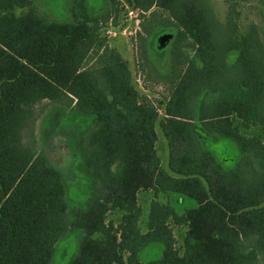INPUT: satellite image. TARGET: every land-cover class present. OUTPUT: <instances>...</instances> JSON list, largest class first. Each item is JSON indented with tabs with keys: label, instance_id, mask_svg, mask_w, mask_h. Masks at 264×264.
I'll return each mask as SVG.
<instances>
[{
	"label": "trees",
	"instance_id": "trees-1",
	"mask_svg": "<svg viewBox=\"0 0 264 264\" xmlns=\"http://www.w3.org/2000/svg\"><path fill=\"white\" fill-rule=\"evenodd\" d=\"M36 1L0 0V264H51L57 243L74 230L81 236L69 264H259L264 42L256 24L240 29V6L249 0H222L224 21L213 0H107L101 14L89 0H67V22L40 14ZM127 7L142 12V59L159 67L170 59L167 73L154 68L168 90L157 103L137 89L129 62L104 34ZM42 101L82 118L76 140H66L68 154L76 149V178L90 180V192L72 211L65 181L75 175L70 169L66 179L45 151L58 128L41 148L36 139ZM157 125L171 174L162 167ZM223 140L240 151L233 168L211 146ZM145 191L155 198L142 232ZM160 195L196 206L180 213ZM171 224L186 229L183 246ZM152 244L163 246L161 257L142 261Z\"/></svg>",
	"mask_w": 264,
	"mask_h": 264
},
{
	"label": "rangeland",
	"instance_id": "rangeland-1",
	"mask_svg": "<svg viewBox=\"0 0 264 264\" xmlns=\"http://www.w3.org/2000/svg\"><path fill=\"white\" fill-rule=\"evenodd\" d=\"M212 2L219 18L224 21L226 19L227 7L222 0H213ZM36 4L39 13L52 20L58 22H67L70 20L69 3L67 0H37ZM88 4L90 11L94 14L105 12L110 5L107 0H89ZM240 12L239 26L241 31L245 32L250 24H256L264 42V0H249L248 2L242 3ZM122 15L120 24L117 27L119 30L118 35L114 38H110L108 43L111 47L117 49L122 57L129 62L137 89L141 93L148 95L157 103L168 95V90L167 87L158 80L159 78L156 73H154V68L160 70L158 71L159 74L167 73L170 68V59L167 58L165 63L160 67L156 60L153 61L154 63H151L144 58L142 59L139 35L141 33L142 18L139 16V20L136 21L134 17H130L128 14ZM165 18H167V16H165ZM160 32L163 31L161 30ZM168 33L169 32H167V34ZM156 37H158L157 42L162 38L159 33L156 34L155 38ZM155 50V56L162 52L157 49ZM36 115L37 121L34 127L38 146L41 148L50 134L56 132L58 128L59 136H57V138L54 136L51 141L49 140V145L45 151L51 159V165L61 171L66 179L71 178L70 176H66L70 174V169L75 175L73 181L69 179L65 181L70 211L76 207L84 206L89 198L90 190L88 185L90 180L83 176H77L76 178V173L78 172L76 170V149H73V151L68 154V145L70 144L66 140V138L71 142L76 140V125H83L82 118H76V114L68 107L52 104L48 101H42L37 106ZM67 115H69L70 118L72 117V119L70 120L69 118V120L63 122V119ZM86 124L90 125V122ZM59 125H61V127H58ZM156 132L158 135V151L161 157L162 167L171 174L169 168L170 152L167 139L159 125L156 126ZM211 146H213L220 161H222L227 168H233L236 165L240 157V151L233 142L229 140L217 141L213 142ZM57 147L59 149L55 150ZM62 155V161L60 162V156ZM66 171L67 173H65ZM154 198V193L151 191L141 192L138 196L139 203L142 207V217L140 219V228L142 232L147 231V221L151 210V203ZM159 201L166 204L170 202L180 213L188 208L196 206L194 201L187 198L181 199L178 202L175 195H160ZM117 217L118 215L113 212L109 215V219H114V221L118 223L119 219ZM171 227L177 240V246H183V238L186 229L174 224H171ZM80 236L81 232L79 230H74L63 237L56 245L51 264H69L78 252ZM162 252L163 246L161 244H152L141 251L140 259L142 261L155 260L161 257ZM259 264H264V253L260 256Z\"/></svg>",
	"mask_w": 264,
	"mask_h": 264
},
{
	"label": "built area",
	"instance_id": "built-area-1",
	"mask_svg": "<svg viewBox=\"0 0 264 264\" xmlns=\"http://www.w3.org/2000/svg\"><path fill=\"white\" fill-rule=\"evenodd\" d=\"M127 10H128V16L134 17L136 21L139 20V16L142 13L140 10L132 9L129 7H127ZM118 31L119 30L113 24V18H111L107 24L105 31H104L105 36L109 39L114 38L118 35ZM122 32H123V30H122Z\"/></svg>",
	"mask_w": 264,
	"mask_h": 264
},
{
	"label": "water",
	"instance_id": "water-1",
	"mask_svg": "<svg viewBox=\"0 0 264 264\" xmlns=\"http://www.w3.org/2000/svg\"><path fill=\"white\" fill-rule=\"evenodd\" d=\"M163 40H164V42H167L168 41V37L167 36H164L163 37Z\"/></svg>",
	"mask_w": 264,
	"mask_h": 264
}]
</instances>
